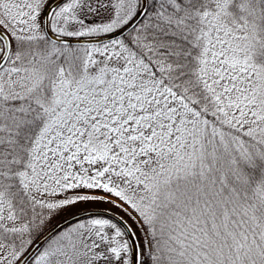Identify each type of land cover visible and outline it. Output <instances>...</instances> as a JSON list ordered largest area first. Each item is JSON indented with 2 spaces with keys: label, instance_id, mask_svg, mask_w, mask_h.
<instances>
[{
  "label": "snow or ice",
  "instance_id": "obj_1",
  "mask_svg": "<svg viewBox=\"0 0 264 264\" xmlns=\"http://www.w3.org/2000/svg\"><path fill=\"white\" fill-rule=\"evenodd\" d=\"M0 264H264V0H0Z\"/></svg>",
  "mask_w": 264,
  "mask_h": 264
}]
</instances>
